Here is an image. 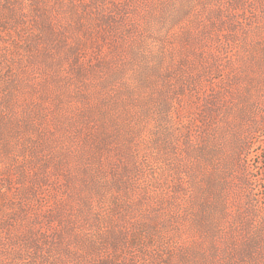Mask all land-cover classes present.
Wrapping results in <instances>:
<instances>
[{
  "label": "rangeland",
  "instance_id": "1",
  "mask_svg": "<svg viewBox=\"0 0 264 264\" xmlns=\"http://www.w3.org/2000/svg\"><path fill=\"white\" fill-rule=\"evenodd\" d=\"M0 264H264V0H0Z\"/></svg>",
  "mask_w": 264,
  "mask_h": 264
}]
</instances>
